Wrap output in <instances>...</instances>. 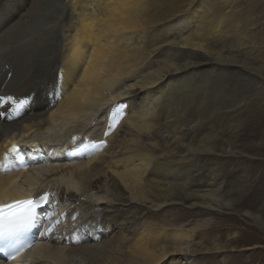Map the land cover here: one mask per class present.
I'll use <instances>...</instances> for the list:
<instances>
[{
  "label": "bare ground",
  "instance_id": "bare-ground-1",
  "mask_svg": "<svg viewBox=\"0 0 264 264\" xmlns=\"http://www.w3.org/2000/svg\"><path fill=\"white\" fill-rule=\"evenodd\" d=\"M239 2L0 0V94L29 101L0 120V201L49 192L44 222L54 224L57 213L61 220L50 234L40 230L33 249L0 264H107L112 257L110 264H164L198 252L188 245L194 229L141 225L138 208L150 215L175 204L188 212L235 205L225 199L215 160L243 154L234 151L249 116L241 83L264 93V46L247 38L245 27L255 23ZM119 102L128 104L126 115L105 136ZM102 140L105 146L71 154L73 144ZM13 144L29 166L5 173ZM123 214L136 222L129 227L136 238L95 244ZM245 214L264 226L262 213ZM162 240L175 247H158Z\"/></svg>",
  "mask_w": 264,
  "mask_h": 264
},
{
  "label": "rangeland",
  "instance_id": "rangeland-1",
  "mask_svg": "<svg viewBox=\"0 0 264 264\" xmlns=\"http://www.w3.org/2000/svg\"><path fill=\"white\" fill-rule=\"evenodd\" d=\"M239 1V6L241 7V9L240 7L238 8V10H241L239 12H243L245 16L250 18L251 23H255V26L251 27L252 29L249 26L245 27L244 30L247 38L259 43L261 42L262 46H264V0ZM239 12L237 15L241 16ZM55 19L54 17L52 18V20ZM15 36L12 37L15 40L12 41L13 44H16L17 37ZM12 47L15 46H9V48ZM262 51L264 54V47ZM259 59H257V65H255L256 69L260 63ZM262 72L264 75V69ZM255 76H258V74H255ZM241 81L242 79H239L238 83H241ZM243 83H241V87L245 91L249 89V93L245 94L249 116L247 115L248 112L243 116V118H248L243 123L237 138L239 144L241 143L244 147L240 146L234 149L235 152H243V154H239V156L236 153H231L227 157H216L217 161L214 159L215 163L218 162L224 169L225 190H223L227 194L225 199L228 196L234 199V207L224 206L218 212H210L204 210V208H197L188 212V210L182 209L180 204H175L161 210L159 209L158 212H150V215L145 214L148 210L143 206L138 208V211L140 210L142 215L141 225H143L142 223H163L166 221L170 227L177 225L179 227L185 226L189 231L195 230L188 245L198 252L186 258L172 255L167 258L168 263L165 262L164 264H264V226H259L255 219L253 220L251 216L245 214V212L262 213L264 217V145L259 141L264 138V93L256 91V88L259 87V85L256 86V83L248 80L247 83ZM239 94L241 96V93ZM211 161L214 163L213 160ZM127 205L129 206L128 209L133 211L132 207L134 206H130V202ZM148 207L155 210L153 206L149 205ZM156 213L157 217H154L153 215ZM182 215H185L184 218H182ZM129 217V215L123 214L121 220H119L120 222L113 225L112 229L103 230L105 231L104 234L101 235L99 240L94 241V243L100 244L102 242L104 245H109V242L114 240L113 238H130L133 241L132 239L136 238V234L132 232L134 228L129 227L135 221L132 219V215ZM143 234L147 237V234L150 233L146 231ZM87 235L88 233H86ZM134 235L135 237H133ZM158 245V247H168V249L175 247L170 246L172 245L170 242L163 240ZM216 246L220 247L221 250L214 251ZM128 251L125 248L124 252L126 253H124L125 257L123 261L130 256ZM110 259L106 258L105 263L110 264L113 261V257ZM80 261L81 263L79 262L78 264L89 262L86 260ZM123 264L125 263L123 262Z\"/></svg>",
  "mask_w": 264,
  "mask_h": 264
},
{
  "label": "snow or ice",
  "instance_id": "snow-or-ice-1",
  "mask_svg": "<svg viewBox=\"0 0 264 264\" xmlns=\"http://www.w3.org/2000/svg\"><path fill=\"white\" fill-rule=\"evenodd\" d=\"M13 96L11 94H0V120H11L13 117L20 114L28 103V99ZM128 108L126 102H119L112 105L108 112L107 131L104 135L108 136L115 126L126 115L125 109ZM75 141L76 137H72ZM106 140L93 143H84L81 141L83 147L73 144L76 149L73 155L87 152L94 148H99L106 145ZM26 152L23 147L18 144H13L4 153L5 159L10 158L14 163L3 168V171L19 170V168L28 167L25 157ZM52 195L49 192L43 194H36L34 197L25 199H10L6 202L0 201V259L5 261L17 260L23 252L33 247L29 238V233L33 228L41 230V235L50 234L54 227L61 223L59 219L60 214L57 213V219L54 224H45L46 206L51 203ZM73 220L75 216L71 217Z\"/></svg>",
  "mask_w": 264,
  "mask_h": 264
}]
</instances>
